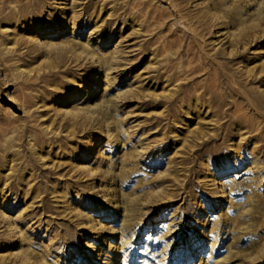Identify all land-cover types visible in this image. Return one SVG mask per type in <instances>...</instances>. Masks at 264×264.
I'll return each instance as SVG.
<instances>
[{
    "label": "rangeland",
    "instance_id": "374dc122",
    "mask_svg": "<svg viewBox=\"0 0 264 264\" xmlns=\"http://www.w3.org/2000/svg\"><path fill=\"white\" fill-rule=\"evenodd\" d=\"M0 264H264V0H0Z\"/></svg>",
    "mask_w": 264,
    "mask_h": 264
}]
</instances>
